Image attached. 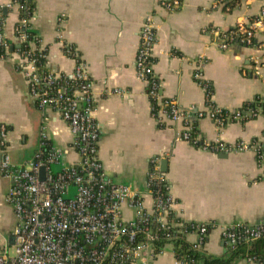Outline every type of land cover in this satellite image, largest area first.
<instances>
[{"label": "crops", "instance_id": "0c3cea01", "mask_svg": "<svg viewBox=\"0 0 264 264\" xmlns=\"http://www.w3.org/2000/svg\"><path fill=\"white\" fill-rule=\"evenodd\" d=\"M34 7L30 29L46 50V66L70 74L73 62L57 41L71 43L86 64L93 83L94 119L100 126L98 158L111 180L146 190L149 161L167 160L165 178L175 199V212L187 222L254 224L264 219V181L251 152L215 155L176 141L179 122L151 115L145 84L137 78L135 57L145 18L155 19L157 36L153 47V72L160 95L182 109L206 111V96L193 74L200 70L210 85V102L234 111L258 98L264 103V0H181L179 9L166 11L163 0H29ZM9 0H0L7 5ZM64 15L63 22L57 18ZM4 34L12 42L8 57H0V124L8 129L7 151L13 164L32 158L38 148L42 124L48 141L66 147L67 125L54 111L42 114L28 95L26 82L16 69L17 47L13 28L16 9H8ZM241 23L253 28V47L219 44ZM219 31V32H218ZM12 48V49H11ZM260 59L258 66L253 58ZM200 138L219 139L226 144L264 139V118L233 122L219 130L207 117L195 119ZM68 151L63 160L75 161ZM1 160V154H0ZM10 182L0 175V247L11 242L15 225L13 210L5 202ZM188 242L192 244L193 237ZM206 254L220 257L230 252L219 230L209 232L203 247ZM151 264H179L172 247ZM236 264H256L240 259Z\"/></svg>", "mask_w": 264, "mask_h": 264}, {"label": "built area", "instance_id": "2783aa9c", "mask_svg": "<svg viewBox=\"0 0 264 264\" xmlns=\"http://www.w3.org/2000/svg\"><path fill=\"white\" fill-rule=\"evenodd\" d=\"M25 1L9 0L7 5H0V57L7 58L13 44L4 34L3 10L16 9V69L37 109L42 114L48 110L57 113L66 123L71 141L64 148L53 145L48 141L46 124H42L32 158L13 164L7 151L8 129L0 124V175L10 182L5 202L15 218L11 242L0 247V264H151L167 246L172 247L174 255L177 240L188 242L193 237L192 245L203 247L213 229L219 230L230 251L264 236V219L254 224L228 225L182 220L175 212V199L160 169L162 157L150 159L145 191L108 178L98 158L100 126L93 116V83L86 64L78 50L60 38L57 43L73 62V69L70 74H62L46 66L47 54L40 45L41 39L28 32L32 15L20 16ZM161 5L173 12L179 9L181 0H163ZM260 17L264 21V9ZM63 19L64 15H60L57 21L61 23ZM253 36V28L238 23L229 35L222 34L219 47L226 49L232 43L253 47ZM138 39L135 72L146 86L149 101L154 103L150 104L152 117L158 123L163 119L179 122L181 130L175 140L203 152L253 153L261 171L260 180L264 181V139L233 144L219 139L209 141L199 137L194 123L195 119L207 117L221 130L229 123L264 118V103L234 111L221 109L210 102L211 87L203 82L200 70L193 77L205 91V112H192L175 101H163L153 72V47L157 40L153 16L145 18ZM257 50L264 53V47ZM253 61L258 66L260 59L256 56ZM68 151L76 154L75 161L63 160ZM53 166L57 168L54 170ZM243 259L263 264L250 256Z\"/></svg>", "mask_w": 264, "mask_h": 264}, {"label": "trees", "instance_id": "16d2710c", "mask_svg": "<svg viewBox=\"0 0 264 264\" xmlns=\"http://www.w3.org/2000/svg\"><path fill=\"white\" fill-rule=\"evenodd\" d=\"M227 6L233 7L236 4L235 1H229L226 3ZM24 10L20 13L21 17H29L32 15L34 7L33 4L27 0L24 3ZM29 34L31 36L35 33L30 29ZM3 53V51H0ZM211 94V93H210ZM163 101H168L163 99ZM151 106H154L153 101H150ZM263 103L260 102L258 98H255L251 102L245 103V107H255L262 106ZM174 257L177 261L184 264H236V262L244 257L250 256L255 258L257 261L264 264V236L250 244H240L236 249L226 253L220 257H213L200 248H196L192 244L184 241L177 240L174 242L173 246Z\"/></svg>", "mask_w": 264, "mask_h": 264}, {"label": "water", "instance_id": "95a60500", "mask_svg": "<svg viewBox=\"0 0 264 264\" xmlns=\"http://www.w3.org/2000/svg\"><path fill=\"white\" fill-rule=\"evenodd\" d=\"M6 12H7V10L4 9L3 10V14H6ZM160 169H161L162 172H164V173L166 172V169H167V160L163 159L161 161V163H160ZM42 171H43V169H41V176H42Z\"/></svg>", "mask_w": 264, "mask_h": 264}, {"label": "rangeland", "instance_id": "374dc122", "mask_svg": "<svg viewBox=\"0 0 264 264\" xmlns=\"http://www.w3.org/2000/svg\"><path fill=\"white\" fill-rule=\"evenodd\" d=\"M52 168L55 170L57 167H54V166H53Z\"/></svg>", "mask_w": 264, "mask_h": 264}]
</instances>
